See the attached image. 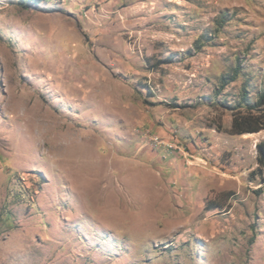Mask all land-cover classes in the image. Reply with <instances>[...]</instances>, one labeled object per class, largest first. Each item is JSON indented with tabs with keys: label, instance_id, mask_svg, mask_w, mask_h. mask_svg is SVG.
Segmentation results:
<instances>
[{
	"label": "rangeland",
	"instance_id": "obj_1",
	"mask_svg": "<svg viewBox=\"0 0 264 264\" xmlns=\"http://www.w3.org/2000/svg\"><path fill=\"white\" fill-rule=\"evenodd\" d=\"M264 0H0V264H264Z\"/></svg>",
	"mask_w": 264,
	"mask_h": 264
},
{
	"label": "trees",
	"instance_id": "obj_2",
	"mask_svg": "<svg viewBox=\"0 0 264 264\" xmlns=\"http://www.w3.org/2000/svg\"><path fill=\"white\" fill-rule=\"evenodd\" d=\"M38 2L40 0H32ZM239 120L234 123L235 133L255 132L264 128V90L259 93L255 103L247 105V112L238 114ZM257 161L264 167V143L259 142L256 145Z\"/></svg>",
	"mask_w": 264,
	"mask_h": 264
}]
</instances>
